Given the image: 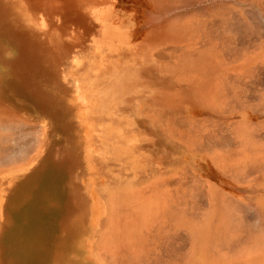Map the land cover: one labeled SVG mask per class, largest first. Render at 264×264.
<instances>
[{"label": "rangeland", "instance_id": "374dc122", "mask_svg": "<svg viewBox=\"0 0 264 264\" xmlns=\"http://www.w3.org/2000/svg\"><path fill=\"white\" fill-rule=\"evenodd\" d=\"M89 1L90 3H94L93 5H97L99 7L97 8L98 10L102 9L98 15L99 21H96V16H93V12L88 10L91 15L89 22L92 25H96L98 28H100L99 33L98 35L94 36V40H87L85 42L83 41L84 44L81 45L79 51L76 48L73 54H70L69 52L67 58L63 59V69L67 64L74 63L75 72L80 76L81 84L84 87H86L84 85L85 83L82 82L88 80L87 76H91V74L95 71L99 73L102 70V73L106 77L102 83L103 90L107 92L112 91V93L116 94L114 96H106L108 99L105 100L107 103L105 106H108L107 108H116V116L119 115L123 121L128 118L127 135H129V138L134 139V141H137L138 138H141L142 142L144 143L139 147H137L136 144L131 146L129 144L130 154L128 151H126L129 155L121 153L117 154V151L113 152V149H111L110 153H113L111 154L112 158L108 161L101 162L99 172H93V174L96 175H99L102 170L106 172L103 178L98 177V184H96V190L98 194L97 201H100L99 206L102 210L101 223L103 222V224L100 223L98 226V232L102 234V231L104 230V236L101 235L100 237V251H103L104 253L106 252L105 255L108 256L110 254V256L114 258L113 255L116 254L117 256V254H119V248L122 249L125 246H130V250L134 254L141 250L138 254H136L141 257L139 258L140 261H142V259L147 257L149 254L148 257H150V260H154V264L156 261H158L157 258H159V256L156 254L161 255V252L165 257L160 256L159 260L162 261V258L163 260L166 259L164 262L166 263L167 261L168 264H170V257H174V261L172 260V262H176V264L178 262V264H183L182 261H184L185 258L183 259L182 253H184L185 257L191 256L189 259H187L185 264H264V247L260 246V244L262 245L264 242V239L262 241L260 240V242L256 238V241L258 240V242H256L257 247L254 245V241L247 247L245 242L250 243V240H255L254 238L257 235L253 236V232H250V230H253L252 227L249 230L250 227L247 229V226L244 225L249 220L251 225L257 226V224H260V215L261 220H264V176H261L260 170L257 172V174L255 173L254 177L252 176V178H248V174L250 172L247 173V171L250 170L253 174L254 169L251 170L252 167L249 170L245 169L243 172L240 171L237 177L235 175L236 173L233 172L236 171L235 169L237 167V169H239L240 167L247 164L249 160L254 161L255 156L248 153L260 151V149L264 150V134L258 133V129L256 130V128L259 127V131L263 129L264 132V114H253L251 111L240 108L242 103L246 102L245 100L252 101V104L254 105L259 104L258 100L255 102L257 99L256 94L259 93L260 95L262 90L260 86H262L264 83V0ZM254 2H256V4ZM108 24L110 25L108 26ZM104 25L108 27L103 31L102 26ZM242 28H248L247 31L250 32H247V34L244 29L243 31L241 30ZM234 32L235 35H233ZM229 33L230 35H228ZM100 37L101 40H99V50H96L94 41L98 40ZM104 37L105 40H102ZM242 43H248L250 48L249 45H245L246 47L243 46L246 49L243 47V49L241 48L243 54L241 53L242 59L240 60L237 59V53L240 54V51L234 46L241 47V45H244ZM187 47H193L194 49H192V51L186 50L185 48ZM234 48L237 50V52ZM254 48L256 49V52ZM231 49L233 51L235 50L236 52V56L233 55V58L236 57L234 59L236 60L235 62L233 58L231 59L233 53V51L231 52ZM244 49L248 52L245 53ZM226 52L228 54L230 53L231 56H226ZM252 54L254 56H252ZM92 58L93 60L91 61H97L96 65L90 63V59ZM229 58L230 61L228 62L227 60ZM246 59L248 62L250 61L249 63L246 62L249 64L247 67H245ZM253 76H255L256 82L253 79ZM250 78L254 80V84L252 83V80L250 81ZM240 79H243L246 84L247 81L251 82V86H249L250 83H248V86L245 83H242L245 84V87L247 88L252 87V90L250 88H248V90L250 89L249 91L247 88L245 89L244 85L241 83L242 80ZM233 80H237V82L233 83ZM239 81L242 85L239 84ZM261 81H263L262 84ZM257 82L258 84L260 82V85H257ZM235 84H238V90ZM220 85H222V87ZM253 85L255 86L253 87ZM257 86L260 88V90L257 88ZM216 88H218V92L221 90L227 99V104H223L224 99H216V105L218 104L216 107L222 104L221 110L222 112L226 110L225 114H227V111H229L230 113L228 114L231 115V110L233 109L236 111L232 112L230 118L227 117L224 119V122H226V124H224L227 126L226 130V126L222 124L223 120L215 115V113L213 114L214 110H211L213 109L212 107L209 108V106H212L211 103L213 102L212 94L214 93L212 91L215 92ZM254 88H256L257 93L255 90H253ZM250 91H253L252 94ZM231 92H235L240 96H238L237 100L234 99L236 102L233 100L234 104L237 103L238 105L235 104L236 106L231 105L232 107H229V103L231 104L232 102L230 100L228 101L230 98L229 94H231ZM242 94L245 95V97H243ZM248 94L249 96H247ZM124 95L129 97H124ZM252 95H256L255 98H252ZM240 97H243L242 103L240 102ZM115 98H118V100H115ZM116 101H120L123 104H117L115 103ZM104 102L95 100L91 104L93 109V115L91 118L94 122L99 120L101 113L104 112L102 111L103 108L104 110H107L105 107H103ZM262 105L263 104H261V107H264V105ZM204 108L211 110L210 116L205 115ZM237 109L239 111H237ZM73 110L76 111V105H74ZM179 113L180 117H184L183 119H188L192 115L195 116V118L190 121H194L196 124H200V122L205 124V121H209L211 125H216V128L219 130V132L218 130H215L216 135L222 132V129L220 131L218 128V125H220L219 122H221V126L225 132L230 133L231 135L230 136L227 134L225 137L234 140L230 141V143L233 145V148L234 145L237 144V141H235V136H233L232 133H235V135L238 136L236 139H240L238 143H241V140H245L247 142L245 143V147L241 148L243 152H240L241 154L238 156V160H235L234 158L231 159V161H228L224 158V156L221 155L216 157L217 161L225 162L224 160H226L227 162H230L229 165H222L220 163L223 162L218 163L213 157V159L217 162L216 167H219L218 175L217 170H214L216 171L217 176L216 188L214 190L217 194H213V198L220 200V198L222 199L227 197L233 204L236 203L239 205V203H243L244 206L241 204L240 205L243 206L244 209L247 208V205L251 206V208L253 207L252 211H249L250 208L249 210L248 208L247 210H244L241 207L244 212L242 213L241 210L242 214H239L237 211L235 215L238 218H242L238 215H243V217L244 215L248 216L245 217L248 218V220L245 218H243L244 220L240 219L246 228L244 230L243 226L242 231H249L253 237L250 238L249 233V235L247 234L248 237L244 236L246 232L244 235L241 234V238L245 242L240 241L239 246L242 244L246 245L245 250H241V254L239 250H237L238 254L236 251L232 250V252H235L237 255H231V249L228 251V249L225 248V241H223L224 244L222 241L220 242V245H222V248L220 246V249L224 251V254H226L227 251L229 253L231 252L230 258H226L220 249L219 250L221 252L219 250H215L217 249L215 246L219 248V242H216L217 244L215 243L214 245V239L210 238L211 236L217 235L216 238L221 240L220 235L222 236L228 233V236L232 235V237L230 236L229 238V240H231V238H233V232L235 228L238 230L237 227H235L233 230V226L238 225H233L231 228V225L225 229L221 228L220 220L224 218L225 214L221 209L216 210L215 216L210 213L214 211L213 208L209 209L204 215L205 222L208 220L209 222L213 223L220 221L217 227H213L209 231L202 234L196 229L189 228V230L192 232L188 231L187 236L188 238L190 237L193 239V241L191 242L189 240L190 238L186 239L188 244L185 242V239L184 241L182 237L180 238V243H182V241H184V244L186 243L185 248H187L191 242L190 250L182 247L183 243L182 246L179 244V242L176 244L178 238H173V236L178 232L179 233L177 236H182L183 234V236H185L186 233H183L182 231L181 235L180 231L186 230L185 232H187V228L180 226L188 225L180 221V216L183 211H179V209L181 205L185 204L188 207L189 204L183 203L184 201L180 200L181 195L174 193V191L178 188L176 184L180 183L179 179L187 184L185 179L188 176L186 181L191 180V182L194 183L192 187H189V185L186 187V184H184L185 186L181 184L179 187L183 188L184 191L192 190L191 188L198 190L199 185L195 184V182L192 180L196 179L199 181L205 178V176L201 174L204 172L203 169H201V167L204 166V162H201V160L198 158H189L188 156L189 151L190 154L192 153L190 156L196 155L195 151H192V148H195L194 143L196 139L193 137L194 140L193 138H191V140L187 139L185 140V144H181L180 142H176L174 139H172L170 136L171 132H169L167 129L168 120L171 119L173 123V118H176ZM216 113H218V110H216ZM12 119V122L9 123L12 127L7 133L4 134V138L2 139L4 142L2 143L5 144V141L9 142L7 139H9L11 142L12 140L17 139L18 146L12 150L13 153L11 152V155L14 154L16 158L11 159L9 162H2V164H0V191H2L5 195L7 189L9 188L6 186L8 183H10V175L14 170L28 163L31 156L34 155L36 148H39V143L41 140V130L38 123L34 119L31 117ZM213 119L216 120L213 122ZM237 121H243L244 123L242 122L241 124L244 125L237 129ZM136 123L138 127H136ZM250 123H252L255 128L251 130L257 132V135L261 137V141L256 134H253V132L249 133V127L251 126V128H253L252 124L250 125ZM100 125L101 124L99 121V126ZM234 125L235 127H233ZM238 125H240V123ZM162 127L166 128V132L164 129H162ZM213 127L216 129L215 126ZM30 129H33V132ZM17 130H20L19 134L23 135L24 137H21L20 139L19 136H17ZM95 130L97 131L96 128ZM173 132H176V130ZM249 134H251L250 136L254 135L253 137L255 140H253ZM206 135L205 137L207 138L208 135ZM255 135L258 138H256ZM122 137L123 136H119V133H116L114 139L117 143H124L121 140ZM259 141L260 143L263 142V145H259ZM11 142L7 145L9 151H11L10 148L13 149L14 146L11 144ZM9 144H11V147ZM151 144H153V146ZM229 145H226V147L229 148ZM151 146H155V148L151 149ZM207 146L208 145L205 147ZM108 149H110V147H108ZM248 149L251 151H247ZM182 151L186 152V154L182 160H180L182 157ZM148 155L152 158V160H154L156 165H152L150 162L147 163L145 161ZM165 156H168L166 161H168L169 168L167 170V174L161 177V170L158 169L160 166L157 167V170H155V167L158 165V162L164 161ZM115 157L119 158L120 160L116 161ZM127 157L128 159L130 158L132 162L130 168H128L126 165V162L128 161ZM256 158L259 157L256 156ZM261 158L264 159V155H261ZM190 160H192V162H190ZM177 161H179L178 164ZM179 164L180 166H177ZM175 166L179 168L176 169ZM224 170L227 172L229 178L226 177V179H224L219 176V174L223 173ZM242 175H246L244 176L245 179L242 177ZM201 176L203 178H201ZM233 176L237 180H235ZM239 176H241V179ZM249 176H251V174H249ZM258 176H261V180L259 182L253 180ZM199 177L201 179H199ZM166 178H170V183L175 182V185H173L174 188L170 187V189H168L170 191L168 193V200L165 201L164 199L161 200L160 198L153 199L151 195L154 189H156V185H154L155 188L152 187L153 183L159 184L160 179ZM246 178L250 180L247 181L248 179ZM19 180L20 179L16 181ZM242 180L243 182H241ZM129 182H131V185H128ZM201 182L204 181L202 180ZM124 188H133L132 191L134 192V195L136 191V195L134 197L131 196L133 197L131 200H129L126 196H118L117 192L123 191ZM201 188L204 190L205 188L207 189V186L204 188L203 185ZM206 189L204 190L205 195L202 194L199 197L197 196L200 203H202V206H208V203L214 204L215 201H217L208 199L209 194L207 193ZM114 191L116 193L115 196H113ZM206 193L208 195H206ZM188 194L187 199H191L192 193ZM230 197L235 199L236 202H234ZM217 202L219 204V201ZM251 202H254L255 205L252 206L250 204ZM255 207L259 209H255L257 210L256 214H253V212H255L253 211ZM130 210L133 212H130ZM246 211L248 212L245 213ZM200 219L201 218H199V220ZM249 221L248 223H250ZM263 223V227H261L264 229ZM257 227H255V231H257V233L255 232L256 234H258V230L260 232L262 229L261 227H259L260 229ZM206 229L208 230V226ZM189 233L192 235L189 236ZM262 233L264 234V230L261 231V234ZM235 234L239 233L236 232ZM148 236L149 242L145 241ZM150 238H154L153 243L151 242ZM167 239L172 241L166 243L168 241ZM234 239L236 240V238ZM237 242L238 240H236V245L238 244ZM171 243H173L172 246L177 245L176 247L173 246L174 248L172 247L174 251L169 249L171 248ZM161 244L164 245L162 246ZM227 244L231 245L232 243L227 242ZM158 245L162 246V248ZM212 245H214V247ZM223 245L227 251L223 249ZM236 245L234 250H236ZM164 246L168 248L167 251ZM233 246L234 245L232 244V246L227 247L232 248ZM110 249L111 251H109ZM150 249L152 253L155 251L156 254H151ZM187 250L189 253H191L190 255L188 252L186 254ZM174 252L176 254V258ZM172 254L174 256H169ZM164 262L163 264H165ZM114 264H117V261ZM146 264H150V261Z\"/></svg>", "mask_w": 264, "mask_h": 264}, {"label": "bare ground", "instance_id": "6f19581e", "mask_svg": "<svg viewBox=\"0 0 264 264\" xmlns=\"http://www.w3.org/2000/svg\"><path fill=\"white\" fill-rule=\"evenodd\" d=\"M91 3L89 0H0V164H2V162H9L11 159L16 158L14 154L11 155V152L13 153L12 150H14L16 146H18L17 139L12 140V142L7 139L9 142L5 141L6 145L2 143L4 142L2 141V139L4 138V134L7 133L12 127L10 126L11 124H9L12 122V118L31 117L38 123L41 130V140L39 143V148H36L34 155L31 156L28 163L20 166L18 169L12 172V174L10 175V183H8L6 186L9 187L6 191L7 199L3 202L4 204H2V207H0V210L4 211L3 217H0V264H114L116 263V261L117 264H146L149 261L150 264H154V260L151 259V261L150 257H148L149 254L147 255V257H144L145 260L142 259V261H140L139 258L141 257L136 254H138L141 250L134 254L131 252L130 246H125L122 249L119 248V254H117V256L116 254L113 255L114 258H112L110 254L107 256L105 255L106 252L104 253L103 251H100V237L104 234V230L102 231V234L98 232V226L101 223L102 210L99 206L100 201H97L98 194L96 190V184H98V177L103 178L106 172L102 170L99 175L93 174V172H99L101 162L108 161L112 158L111 154L113 153H110L111 149H113V152L117 151V154L121 153L129 155V147L131 145L136 144L137 147H139L144 143L142 142L141 138H138L137 141H134V139L129 138V135H127L128 118L123 121V119L119 115L116 116V108H107L108 106H105V104H107L105 100L108 99L106 96H114L116 94L112 93V91L107 92L103 90L102 83L104 82L106 77L102 73V70L99 73L95 71L91 74V76H87L88 80L82 82L85 83L84 85L87 87L86 88L81 84L80 76L75 72L74 63L67 64L63 69L64 65L62 64V62L64 58H67L68 53L70 52V54H73L76 48L79 51L81 45H83L85 41L94 40V36L98 35L99 33L100 28H98V26L96 25H92L89 22V19H91V15L88 10H91L90 12H93V16H96V21H99L98 15L102 11V9L98 10L97 8L99 7L97 5H93L94 3H92L91 5ZM254 3L256 4V2ZM109 25L110 24H108V26ZM108 26H102V30H106ZM243 29L244 28H242L241 30L243 31ZM247 29H244V31H246V33L250 32L247 31ZM228 35H230V33ZM233 35H235V32L233 33ZM99 40H101V37L98 40L94 41L96 50H99ZM102 40H105V37ZM242 44L244 45H241V47L234 46L240 51V54L237 53V59L240 60L242 59L241 53L243 54L241 48L245 45H249L248 43ZM185 49L192 51V49L194 48L187 47ZM235 50L233 51L231 49V52L233 51L234 53H232L231 59L233 58V55L236 56L237 50L236 52ZM247 52L248 51L245 50V53ZM225 55L231 56V54H228L227 52ZM252 56L254 55L252 54ZM235 58H233V60ZM91 60H93V58L90 59V61ZM227 61L229 62L230 58ZM235 61L236 60H234V62ZM246 62L249 63L250 61L248 62L247 59L245 60V67L249 65ZM90 63L96 65L97 61H91ZM253 77V79L255 80V76ZM237 80H233V83H236ZM240 80H242L241 83H245L243 79ZM251 80L252 79L250 78V81ZM254 80H252L253 84L256 82V80L255 82H253ZM241 83L239 81L240 85L243 84ZM248 83H250L249 86H251V82L247 81V84H245L248 86ZM262 83L263 81H261V84ZM245 84L243 85L246 89L247 87H245ZM235 85L236 87L238 86V84ZM257 85H260V82L259 84L257 82ZM220 86L222 87V85ZM254 86L255 85H253V87ZM262 86L264 88V83L262 84ZM262 86H260L262 89L260 95L259 93H257L256 88L253 89L257 93V99L255 100V102H257L258 100L259 104L254 105L252 104V101L249 100H245L246 102L242 103V98L245 97V95L242 94L243 97H240L242 106L239 102L241 106L240 108H243V110L251 111L253 114H264V107H261V104L264 105V89L262 88ZM248 88L251 89L252 87ZM257 88L260 90L258 86ZM212 92L214 93L212 94L213 102L211 103L212 106H209V108H213L211 109L214 110L213 114L215 113V115L221 118L223 120L222 124L225 125L226 122H224V119L227 117L230 118L232 112L236 111L232 108L233 110H231V115L228 114L230 113L229 111H227V114H225L226 110L222 112V104L216 107L218 105H216V102L217 100L224 99L223 104H227V99L223 92H221V90L218 92V88L215 89V92ZM229 95L230 98L228 99V101L230 100L232 102L234 99L237 100L238 96H240L235 92H231V94ZM125 96L127 95H124V97ZM247 96H249V94ZM255 96L252 95V98H255ZM95 100L99 102L105 101L103 107H105V109L107 110H104L103 108L102 111L104 112L101 113L99 120L94 122L91 118V116L93 115L91 104ZM115 100H118V98H115ZM232 102L231 104L228 102L229 107L231 105L237 104H234V102H236L235 100L233 104ZM115 103L123 104L120 101H116ZM74 105H76V111L73 110ZM204 110L205 115H211V110L205 108ZM216 110H218V113H216ZM237 111L239 110L237 109ZM183 118L184 117H180L179 113L176 118H173V123L171 119H169L167 129L169 130V132H171L170 136L172 137V139H174L176 142H180L181 144H185V140L187 139L191 140V138L193 137L196 139L194 143L195 148H192V151H195L196 155L190 156L192 153L190 154L189 151V158L195 157L200 159L201 162H206L210 164V166H214L217 170V175L219 169V167H216L217 162H223L216 160V157H218V155L224 156V158L228 161H231V159L234 158L235 160L239 159L238 156H240V154L243 152L241 148H244L245 143L247 142L245 140H243L245 142L241 140V143H238L240 139H236L238 136H236L235 133H232V135L235 136V141H237V144L234 145L233 148V145L230 143V141L234 140L225 137V135L227 134L230 135V133L225 132L227 128L226 125V127L223 126L225 127L224 130L221 126V122H219L220 125H217L220 131L222 129V132H220L219 134L217 133L218 135H216L215 130H218L216 128L217 126L212 124L216 128L214 129L209 121H205V124H202L201 122L200 124H196V122L194 123V121H190L195 118V116L193 115L188 119ZM209 119L212 120L211 118ZM214 120L216 119H213V122ZM99 121L101 124L100 126ZM242 122L237 121V129L241 128L244 125L241 124ZM239 123L240 125H238ZM251 124L252 123H250V125ZM136 127H138L137 123ZM233 127H235V125ZM95 128L97 129V131L95 130ZM162 129H164V131L166 132V128L162 127ZM251 129H255L254 126L253 128H251V126L249 127V133L253 132V134L257 135V132ZM175 130L176 132H173ZM256 130L258 131V133L264 134L263 129L261 130L262 132L259 131V127L256 128ZM31 131L33 132V129ZM19 132L20 130L16 131L17 136H19V138L21 139V137L24 136L20 135ZM116 133H119V136H123L121 140L124 143L116 142V140L114 139ZM205 135L207 136V138L205 137ZM250 135L251 134H249V136ZM253 136L254 135L250 137L255 140ZM257 136L256 138L259 137ZM260 138L261 137H259V139ZM260 141L259 143H257L259 145H263L264 141L261 143ZM10 142L12 145H14L13 149L10 148L11 151L8 150L9 148L7 146ZM11 144H9L10 147ZM151 145L153 146V144ZM206 145L208 146L205 147ZM226 145H229V148H227ZM152 146L151 149H154L155 146ZM108 147H110V149H108ZM126 151H128L129 154ZM247 151L251 150L248 149ZM181 153L182 157L180 158V160H182L186 152L182 151ZM248 154H252L253 156H255L254 161L249 160V164L247 163L239 169H237V167L235 169L236 171H233L234 173H236V177L239 175L240 171L243 172L245 169L249 170L251 167V170L254 169L253 174L251 173L252 171H247V173L250 172L249 174H251V176H249L248 174V178H252V176L254 177L255 173L257 174V172L260 170L261 176H264V159L261 158V155H264V150L260 149V151L250 152ZM256 156H258L259 158H256ZM213 157L217 162L213 159ZM147 158L145 160L147 163L150 162L152 165H156L154 160H152L149 155L147 156ZM167 159L168 156H165L164 161H160L163 163L159 164L158 162L155 170H157V167L161 164L164 165V162H167ZM115 160L119 161L120 159L115 157ZM127 160L128 161L126 162V165L128 168H130L132 162L130 158L128 159V157ZM226 160H224L225 162L220 164L225 166L229 165L230 162H227ZM190 162H192V160H190ZM177 163H179V161H177ZM177 166H180V164ZM213 176H215V178L217 177L214 174ZM219 176L224 179H226V177L229 178L225 170L223 173H220ZM244 176L242 175V177ZM261 176H258L257 178L255 177V179L253 180L259 182L261 180ZM239 177L241 179V176ZM233 178L237 180L234 176ZM18 179L20 180L16 181ZM186 179H188V176ZM186 179L185 182H187V184L179 179V185L183 184V186H185L184 184H186V187H188V185L189 187H192L194 183L191 182V180H188V183ZM195 180L193 179L192 181H194L195 184L199 185L198 190L191 188L192 190L184 191L183 188H180V200L184 201L183 203L189 204L188 207L185 204L180 206L179 211H183L180 216V221L188 225L180 226L187 228V232H185L186 230L180 231L181 235L182 231L183 233H186L185 236H183L184 234L182 236H177V234L179 233L178 230V233L175 234L176 238L175 235L173 236L174 239L178 238L176 244H178L177 242H179V244H181L182 246L183 243L182 247L185 248L186 243L184 244V241L190 238H188L187 236L188 231L192 232L189 230V228L196 229L199 231V233L202 234L209 231L213 227H217L219 222L221 221L220 224L221 228L223 229L229 227L230 225V228L233 225H238L233 226V230L235 227L238 228V230L235 228L233 233L235 234L237 232L239 234H235V237L233 234V238H231V240H229V238L230 236L232 237V235L229 234L230 236H228V233H226L227 237L226 234L222 236L220 235L221 240H219V238H216L217 235L211 236L210 238L214 239V245L216 242H219V248L215 246V248H217L215 250H219L220 246L222 248V245H220L221 241H225V248H227L228 251H230L231 249V252L233 250L237 253V250H239L240 254L241 250L244 251L245 246L247 245L248 247V245H251L253 241L255 242L254 245L257 247L256 242H258V240L262 241L264 239V237H262L264 236V234H261V231L264 230L262 228V223L264 220H261V215L259 216L260 220L257 219L260 221V224H257V226H262V229L259 232L258 229L260 228L255 225H251V222L248 220V218H245L248 217L247 215H244V217L243 215H238L242 218H238L237 216H235L237 211V213L242 214L244 210H247V208L248 210L250 208L249 211H252L253 207L251 208V206L247 205V208L244 209L243 203H239V205L236 203L233 204L227 197H224L222 199L220 198V200L214 199L213 194H217L214 190L215 187H212L213 185L209 184V186L205 185L206 183L201 182L200 180ZM249 180L250 179H248L247 181ZM241 182H243V180ZM165 184L169 186L170 178H168V180L166 181L160 182L158 189H161V187L165 186ZM203 185L204 188L207 186V189H205L209 194L208 195L206 193V195H208L209 197L208 199L217 200L219 201V204L217 201H215L214 204L208 203V206H202V203H200L197 196L199 197L202 194L205 195V189L203 190V188H201ZM0 193L3 194L2 191H0ZM188 193H192L191 199H187ZM231 199L236 202L235 199ZM240 204L243 206H241ZM250 204L252 206L255 205L254 202H251ZM241 207L244 210H242ZM212 208L214 209V211L210 212V210L209 212L213 216H215L216 210L218 209L223 210L226 214H224V218L217 223L209 222V220L205 222L204 215L209 209ZM255 209L258 210L259 208L255 207L253 210L255 212H253V214H256L257 210ZM247 212L248 211H246L245 213ZM199 218L201 219L199 220ZM243 218L247 219L250 223H248V221L246 222L247 224L241 222L240 219L244 220ZM101 224H103V222ZM243 224L247 226V229L250 227L249 230L251 229V227L253 228L254 231L250 230V232H253V236L257 235L254 238L255 240H250V243L243 241L241 238V234L244 235L245 232L246 233L244 236L248 237V235L250 234L249 231H244L246 228ZM207 226L208 230L206 229ZM254 226L258 228V234H256L257 231H255L256 229ZM242 228L244 229L243 231ZM190 235L192 234L189 233V236ZM249 236L250 238H253L251 234ZM258 236H261L262 238ZM181 237L183 240L185 239L184 241H182V243H180ZM234 238L238 240V246L236 245V240ZM256 238L258 239L257 241ZM150 239L153 243L154 238ZM167 240L168 241L166 243L172 241H170L169 239ZM189 240L191 242L193 241V239L191 238ZM145 241L149 242V236L145 239ZM240 241L245 242L246 245L242 244L244 246V249L242 245L239 246ZM185 242H187V240ZM191 242L185 249L190 250ZM227 242L232 243L234 245V248H228L227 246H232V244L228 245ZM263 243L262 245L260 244V246L264 247ZM172 244L173 243H171V248H169L170 250L173 246H177H172ZM214 245L212 246L214 247ZM235 245L236 250H234ZM158 246L162 248V246ZM225 248L223 245V249ZM167 249L168 248H166V251ZM220 250L222 251V249ZM109 251H111V249ZM172 251L174 250L172 249ZM228 251L226 254H224V251H222V254H224L226 258H230L231 255L236 256L238 254H236L235 252H232V254L230 252V255ZM150 252L151 254H156L155 251L154 253H152L151 249ZM187 252L188 250L186 251V254ZM160 254L161 255H156H158L159 258L160 256L165 257L164 255H162V252ZM182 254L184 255V253ZM190 254L191 253H189V255ZM174 255L176 258L175 252ZM174 255L172 254L169 256ZM183 255L182 257L183 259L185 258V262H182L183 264H185L187 259H189V257L191 256L185 257V255ZM159 258H157L158 261H156L155 264H163L164 260H166H163L162 258L161 261L159 260ZM173 258L174 257H170V259L168 258L170 260V264H176V262H172ZM166 263L168 264L167 261Z\"/></svg>", "mask_w": 264, "mask_h": 264}, {"label": "crops", "instance_id": "0c3cea01", "mask_svg": "<svg viewBox=\"0 0 264 264\" xmlns=\"http://www.w3.org/2000/svg\"><path fill=\"white\" fill-rule=\"evenodd\" d=\"M160 163H163V162H159V164ZM203 164H204V166L201 165L202 166L201 169H203L204 172H202L201 174H203L205 176V178L204 179H201L203 177L202 176H201V178L199 177L201 179L200 181L203 180L204 183L206 182V185H208V184L209 185H213L212 187H215L216 188V180L217 179L215 178V176L213 177V174L216 175V171H214V170H216V168L214 166H210V164H208L206 162H204ZM168 168H169L168 161L167 162H164V165L161 164L160 167H158V169L161 170V172H160L161 177H163V175H166L167 174ZM171 168H174V167H171ZM177 168H179V167H176V169ZM209 172H210V174H209ZM166 180H168V178H166ZM166 180L165 179H160V182H163V181H166ZM113 184H115V183H113ZM128 185H131V182H129ZM154 185H156V189H154V191L152 192L151 197L153 199H155V198L156 199H159L160 198L161 200L164 199L165 201H167L168 200V193L170 192L168 189H170V187L174 188L173 185H175V184H174V182H171L169 184V186H167L165 184V186H162L161 189H158L160 183L159 184L153 183V186H152L153 188H155ZM176 185H177L178 188L175 191L174 190L173 191L176 194H180V187H179L180 185H179V183L176 184ZM132 190H133V188L132 189H126V188H124L123 191H118L117 192L118 193L117 195L118 196H126L129 200H131L136 195V191H135V195H134V192ZM115 195H116V193L114 191L113 192V196H115ZM131 196H133V197H131ZM6 199H7V195H5L4 193L3 194L0 193V207H2V204H4L3 202L6 201ZM130 212H133V211L130 210ZM3 214H4V211H1L0 210V217H3ZM0 233H1V231H0ZM0 236H1V234H0Z\"/></svg>", "mask_w": 264, "mask_h": 264}]
</instances>
